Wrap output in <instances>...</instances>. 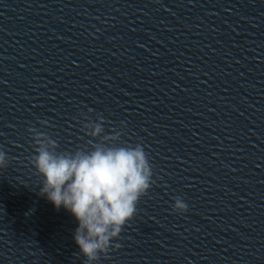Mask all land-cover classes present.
Masks as SVG:
<instances>
[{
	"label": "water",
	"instance_id": "water-1",
	"mask_svg": "<svg viewBox=\"0 0 264 264\" xmlns=\"http://www.w3.org/2000/svg\"><path fill=\"white\" fill-rule=\"evenodd\" d=\"M84 116L154 173L99 264H264V0H0V264H87L28 131L74 152Z\"/></svg>",
	"mask_w": 264,
	"mask_h": 264
},
{
	"label": "clouds",
	"instance_id": "clouds-1",
	"mask_svg": "<svg viewBox=\"0 0 264 264\" xmlns=\"http://www.w3.org/2000/svg\"><path fill=\"white\" fill-rule=\"evenodd\" d=\"M84 133L91 137L89 147L59 152L58 143L36 127L28 129L35 145L31 164L43 178L41 195L58 210L70 212L78 222L74 241L87 264H99L112 242L137 214L140 200L153 184V169L141 144H125L121 131L105 134V119L84 116ZM47 127L46 121L40 122ZM98 140L96 143L94 141ZM8 156L0 149V168ZM173 211H189L182 197L174 199Z\"/></svg>",
	"mask_w": 264,
	"mask_h": 264
}]
</instances>
